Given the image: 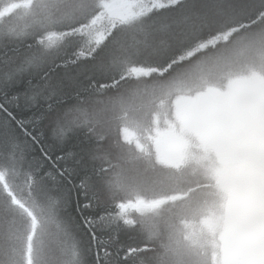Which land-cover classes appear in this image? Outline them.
I'll return each mask as SVG.
<instances>
[{
  "label": "trees",
  "instance_id": "trees-1",
  "mask_svg": "<svg viewBox=\"0 0 264 264\" xmlns=\"http://www.w3.org/2000/svg\"><path fill=\"white\" fill-rule=\"evenodd\" d=\"M85 18L28 35L0 28V264H228V249L247 248L226 243L236 212L220 159L264 149L200 147L179 105L252 76L264 86V0H179L96 44ZM151 188L161 199L149 212L162 214L149 229L120 208Z\"/></svg>",
  "mask_w": 264,
  "mask_h": 264
},
{
  "label": "rangeland",
  "instance_id": "rangeland-1",
  "mask_svg": "<svg viewBox=\"0 0 264 264\" xmlns=\"http://www.w3.org/2000/svg\"><path fill=\"white\" fill-rule=\"evenodd\" d=\"M177 1L179 0H0V28L16 32L15 35H28L35 31L37 33L62 27L67 23L83 21L85 17L90 16V21L84 24V30L89 42L96 44L116 25L142 16L155 7ZM62 32H47L45 43L50 44L53 36H64ZM132 72L135 78L153 74L152 70L141 68H135ZM251 80H235L225 90H208L189 98L188 103L179 105L180 115L184 120L179 119L182 121V133L185 126L186 131L196 134L200 147H211L219 152L244 147L264 149V114L258 113L260 110H257L260 108L258 92L264 90V86H258L254 76ZM90 110L103 109L97 104ZM235 110H246L247 114L239 119L234 115ZM69 120L70 118L67 119ZM70 121L74 122L73 119ZM80 122L86 121L82 118ZM200 160L205 161L202 157ZM220 162L223 166L219 170L224 180L222 185H226L229 192L228 208L236 212L229 216L232 231L231 240L227 239L226 243H234V237L237 236L235 239L241 240V244L247 248L228 249L225 252V256L230 259L228 264H264V237H259L260 232L264 233V152H252L239 157H236V154L225 155L221 157ZM242 182L246 183L244 187H234ZM160 191L151 188L143 193L144 196L135 193L130 201L122 203L120 209L130 210L136 218L146 217L149 229L156 227L162 213L149 210L155 209L151 207L161 199ZM245 213L254 215L250 219ZM251 233H254V236H250ZM249 241L259 246L252 249ZM235 253H244L246 258L233 259ZM39 261L42 264H51L47 259L39 258Z\"/></svg>",
  "mask_w": 264,
  "mask_h": 264
},
{
  "label": "bare ground",
  "instance_id": "bare-ground-1",
  "mask_svg": "<svg viewBox=\"0 0 264 264\" xmlns=\"http://www.w3.org/2000/svg\"><path fill=\"white\" fill-rule=\"evenodd\" d=\"M0 225H1V223H0ZM2 239H4L3 238V236H2ZM2 239H0V248L2 247V245H4L5 244V239L2 241ZM2 244V245H1ZM58 264V263H57Z\"/></svg>",
  "mask_w": 264,
  "mask_h": 264
},
{
  "label": "water",
  "instance_id": "water-1",
  "mask_svg": "<svg viewBox=\"0 0 264 264\" xmlns=\"http://www.w3.org/2000/svg\"><path fill=\"white\" fill-rule=\"evenodd\" d=\"M125 208H126V207H125ZM125 208H124V209H125Z\"/></svg>",
  "mask_w": 264,
  "mask_h": 264
}]
</instances>
